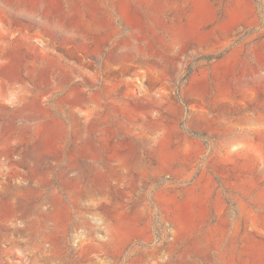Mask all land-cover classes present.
<instances>
[{
	"label": "rangeland",
	"instance_id": "374dc122",
	"mask_svg": "<svg viewBox=\"0 0 264 264\" xmlns=\"http://www.w3.org/2000/svg\"><path fill=\"white\" fill-rule=\"evenodd\" d=\"M0 264H264V0H0Z\"/></svg>",
	"mask_w": 264,
	"mask_h": 264
}]
</instances>
